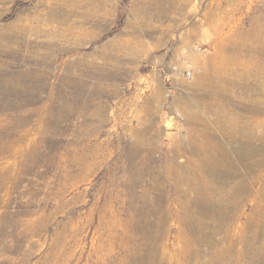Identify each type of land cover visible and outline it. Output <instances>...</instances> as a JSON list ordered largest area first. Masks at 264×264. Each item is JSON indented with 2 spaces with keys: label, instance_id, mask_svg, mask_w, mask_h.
<instances>
[{
  "label": "rangeland",
  "instance_id": "obj_1",
  "mask_svg": "<svg viewBox=\"0 0 264 264\" xmlns=\"http://www.w3.org/2000/svg\"><path fill=\"white\" fill-rule=\"evenodd\" d=\"M252 93L264 0H0V264H264Z\"/></svg>",
  "mask_w": 264,
  "mask_h": 264
},
{
  "label": "bare ground",
  "instance_id": "obj_2",
  "mask_svg": "<svg viewBox=\"0 0 264 264\" xmlns=\"http://www.w3.org/2000/svg\"><path fill=\"white\" fill-rule=\"evenodd\" d=\"M212 71H208V73H205V77H204V82H203V85L208 81V79L209 78H211V73ZM211 73V74H210ZM231 73H233L234 74V72H230L229 71V67H226L224 70H222V71H220L219 72V74H217V78L219 79V81L221 80L222 82H223V85H224V87H225V89L228 91L229 89H231L230 88V86L231 85H236V84H234V83H240L244 88H246V89H249L250 88V82H249V80H247V79H244V78H238V76L237 75H235L234 74V76H233V74H232V76H231ZM216 78V77H215ZM216 78V79H217ZM211 81V80H210ZM214 82V81H213ZM208 85H210L209 84V82H208ZM217 85V84H216ZM219 85V84H218ZM217 85V86H218ZM240 85V86H241ZM214 86V85H213ZM238 86V85H237ZM239 86V87H240ZM232 87H234V86H232ZM203 88H204V86H203ZM207 88V87H206ZM238 88V87H237ZM236 88V89H237ZM243 88V89H244ZM225 89L223 90V91H225ZM220 90V89H219ZM218 90V91H219ZM235 90V89H234ZM221 91V90H220ZM240 91V90H239ZM246 91V90H245ZM209 92V91H208ZM232 92V91H231ZM230 92V93H231ZM223 94V93H222ZM218 95H220V94H218ZM228 95V94H227ZM226 95V97L228 98V96ZM230 95V94H229ZM223 96H225L224 94H223ZM244 96H246V95H244ZM219 97H221V96H219ZM248 97V96H247ZM213 98V97H212ZM224 98V97H223ZM224 99H226V98H224ZM230 99V98H229ZM243 99H244V97H243ZM245 101L247 102V104L246 105H248L249 107H251V110H260L259 108H264V100L263 101H261V99H260V102L257 100L258 98H255V96H254V94L252 93L248 98H246L245 97ZM233 101V100H232ZM228 102V101H227ZM231 102V101H230ZM234 102H235V100H234ZM211 103H214V102H211ZM238 103H240L239 101H238ZM244 103V102H243ZM214 104H216V103H214ZM227 104V103H226ZM232 104H235V103H231V106H234V105H232ZM243 105V104H242ZM209 106V105H208ZM212 106V105H211ZM222 106V105H221ZM240 106V105H239ZM229 106L228 105H225V109H223L222 108V116H223V119H222V121L223 122H225V123H229L230 125H237L238 126V123L240 122V119H239V116H234L233 114L234 113H236V111H234L231 107L230 108H228ZM215 108V107H214ZM242 108V107H241ZM247 108V107H246ZM216 109V108H215ZM250 109V108H249ZM213 114V113H212ZM237 114H239L238 112H237ZM241 114V113H240ZM242 119V118H241ZM245 119V118H244ZM257 119V118H256ZM220 120V119H219ZM246 120V119H245ZM259 120H261V119H259ZM209 122V121H208ZM215 123H216V121H215ZM241 123V122H240ZM257 123V122H256ZM228 124V125H229ZM259 124V123H258ZM257 124V125H258ZM241 125V124H240ZM246 127H248V126H246ZM252 127V126H251ZM227 128V127H226ZM254 128V127H253ZM233 129V128H232ZM251 130V129H250ZM255 130V129H254ZM251 131H253V130H251ZM250 131V132H251ZM239 133V132H241V129L239 128V126H238V130L237 129H234V130H231L230 131V134H229V137H230V139H233V137H237V134L236 133ZM254 133V132H253ZM248 134V133H247ZM255 134V133H254ZM260 135H263V134H260ZM253 136V135H252ZM256 136H257V134H256ZM263 137V136H262ZM247 139H248V137H246ZM261 138V137H260ZM251 139V138H250ZM253 139V138H252ZM214 144V143H213ZM214 147V146H213ZM199 149V148H198ZM202 151V150H201ZM243 152V151H242ZM252 152V151H251ZM208 153V152H207ZM245 153V152H244ZM247 153V152H246ZM253 154H255L254 152H253ZM212 157V156H211ZM150 159V158H149ZM224 159V158H223ZM213 165V166H215L216 168L217 167H222V165L224 166V164H222L220 161H218V160H216V158H192V171L196 174L197 172H199V171H207V170H209V169H211V167H210V165ZM172 165V164H171ZM183 165V164H182ZM212 166V167H213ZM226 167V166H225ZM182 168H183V166H182ZM223 168V167H222ZM207 169V170H206ZM229 169V168H228ZM252 169V168H251ZM172 170V169H171ZM217 170V169H216ZM220 170V169H219ZM218 171V170H217ZM228 171V170H227ZM211 172V171H210ZM224 172H226V171H224ZM224 172H223V174H224ZM229 172V171H228ZM173 173V172H172ZM218 174V173H217ZM222 174V175H223ZM214 177V176H213ZM218 177V176H217ZM229 177V176H228ZM219 178V177H218ZM198 178L195 176V179H194V182H193V187L194 188H192V189H195V191H197L198 193H200L201 194V192H202V188H206V187H208L209 186V188L211 187V185H210V182L211 181H207L205 178H203L202 180H203V182L201 181V180H197ZM222 179V178H221ZM201 182V183H200ZM220 183V182H219ZM219 185V184H218ZM190 186V185H189ZM206 186V187H205ZM216 187V186H215ZM221 187V186H220ZM239 187V186H238ZM242 188V187H241ZM192 189H191V191H192ZM214 189V188H213ZM218 189V188H217ZM233 190V189H232ZM236 190V189H235ZM235 190H234V192H235ZM246 190V189H245ZM205 191V190H204ZM189 192V191H188ZM212 192V191H211ZM232 192V191H231ZM233 193V192H232ZM236 193H237V191H236ZM235 193V194H236ZM208 194V193H207ZM206 194V195H207ZM203 195V194H202ZM201 195V196H202ZM204 196V195H203ZM209 197V196H208ZM207 197V198H208ZM195 198V197H194ZM199 200V199H198ZM220 200V199H219ZM222 200H224V199H222ZM221 200V201H222ZM231 200V199H230ZM194 201H195V199H194ZM196 202V201H195ZM204 202V201H203ZM202 202V203H203ZM218 202H220V201H218ZM201 203V202H200ZM205 203V202H204ZM224 203V202H223ZM222 203V204H223ZM226 203V202H225ZM221 204V205H222ZM234 204V203H233ZM201 205V204H200ZM203 205V204H202ZM230 206H232V204L230 205ZM195 219H198V218H195ZM199 220V219H198ZM200 220H202V219H200ZM199 222V221H198ZM193 223V222H192ZM204 223V222H203ZM192 225H195V224H192ZM197 225V224H196ZM200 225V224H199ZM202 225V224H201Z\"/></svg>",
  "mask_w": 264,
  "mask_h": 264
},
{
  "label": "built area",
  "instance_id": "obj_3",
  "mask_svg": "<svg viewBox=\"0 0 264 264\" xmlns=\"http://www.w3.org/2000/svg\"><path fill=\"white\" fill-rule=\"evenodd\" d=\"M183 74H184L186 77H188V78H190V77L192 76V72H191V70H189V69H185V70L183 71Z\"/></svg>",
  "mask_w": 264,
  "mask_h": 264
}]
</instances>
